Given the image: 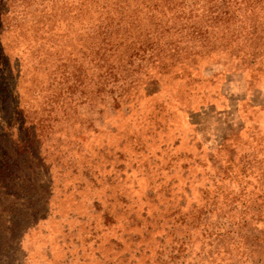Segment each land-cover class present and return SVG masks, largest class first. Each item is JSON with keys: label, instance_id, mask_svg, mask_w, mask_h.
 Here are the masks:
<instances>
[{"label": "rangeland", "instance_id": "374dc122", "mask_svg": "<svg viewBox=\"0 0 264 264\" xmlns=\"http://www.w3.org/2000/svg\"><path fill=\"white\" fill-rule=\"evenodd\" d=\"M2 11L0 264H264V0Z\"/></svg>", "mask_w": 264, "mask_h": 264}, {"label": "trees", "instance_id": "16d2710c", "mask_svg": "<svg viewBox=\"0 0 264 264\" xmlns=\"http://www.w3.org/2000/svg\"><path fill=\"white\" fill-rule=\"evenodd\" d=\"M3 13H0V34H1V22H2V19H3V16L6 14L5 11H2ZM4 14V15H3ZM196 35H202L201 32H200V29L198 30L197 28L194 29ZM193 31V33H194Z\"/></svg>", "mask_w": 264, "mask_h": 264}]
</instances>
